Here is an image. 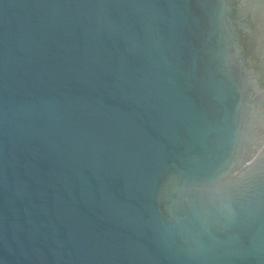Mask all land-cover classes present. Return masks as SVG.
<instances>
[{"label":"water","instance_id":"95a60500","mask_svg":"<svg viewBox=\"0 0 264 264\" xmlns=\"http://www.w3.org/2000/svg\"><path fill=\"white\" fill-rule=\"evenodd\" d=\"M0 264H264V0H0Z\"/></svg>","mask_w":264,"mask_h":264}]
</instances>
